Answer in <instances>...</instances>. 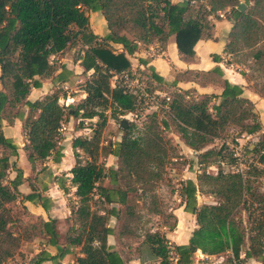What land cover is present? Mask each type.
Listing matches in <instances>:
<instances>
[{"label":"trees","instance_id":"16d2710c","mask_svg":"<svg viewBox=\"0 0 264 264\" xmlns=\"http://www.w3.org/2000/svg\"><path fill=\"white\" fill-rule=\"evenodd\" d=\"M238 4L239 0H0V264L13 256L21 242L34 238L43 241L45 249L30 264L57 262L71 249H78V256L70 264L133 261L107 243L110 236L117 245L121 239H140L151 264H193L198 252L204 260L224 257L221 262L202 264H246L249 260L264 264V189L260 190L257 180L264 175V133H260L253 105L242 97L241 87L229 84L218 67L191 72L192 78L186 79L199 87H217L218 94L175 89L168 101L161 100L166 119L196 158L195 181H182L177 193L182 212L194 218L195 228L186 243L173 244L158 230H144L141 237L135 231L137 202L145 199L147 212L165 220L162 227L172 231L175 226L174 215L161 208L154 193L165 161L172 154L162 137L167 121L157 120L151 113L139 135H132L129 124L119 141L99 143L107 111L112 120L135 111L136 97L123 84L124 76L132 77L128 58L153 43L164 47L172 37L179 60L191 62L195 44L213 39L212 20H221L218 14L231 22L221 51L226 65L239 51L249 50L250 67L261 79L253 92L264 96V0H245L242 11L236 9ZM89 13L102 16L107 31L104 36L89 29ZM73 46L81 53L77 57L81 74L90 72L83 83L84 97L67 107L58 104L56 95L29 100L30 91L40 89L42 79L51 84L65 82L71 72L57 57ZM211 60L216 63L220 59L211 55ZM139 65L144 67L145 61ZM144 71L149 81L162 82L152 68ZM179 81L173 79L170 85L174 87ZM67 117L78 120V126L95 119V129L90 138L78 136L70 143L74 163L68 182L76 202L69 207L70 225L61 239L54 219L37 217L33 225L25 227L11 216L7 206L17 199L31 204L41 200L39 207L44 211L47 203L34 191L26 195L18 192L22 172L9 159L16 157L19 147L3 135L1 122L6 126L20 122V149L32 169L47 159L53 164L60 162V130ZM122 121L125 119L119 123ZM228 128L236 129L233 141L241 134L256 135L251 152L259 167L221 170L223 161L236 167L229 147L223 143L218 148L212 146ZM107 156L116 159L115 169L98 161ZM212 165H216L214 174L206 172ZM9 171L14 172L12 178ZM104 179L110 187L100 185ZM57 185L65 191L60 182ZM197 194L208 195L212 202L197 206ZM109 217L116 221V231L108 226ZM135 259L144 264L140 256Z\"/></svg>","mask_w":264,"mask_h":264},{"label":"rangeland","instance_id":"374dc122","mask_svg":"<svg viewBox=\"0 0 264 264\" xmlns=\"http://www.w3.org/2000/svg\"><path fill=\"white\" fill-rule=\"evenodd\" d=\"M248 53L249 50L247 49L239 51L235 57H231L228 60L230 65H223V67L230 70L239 69L240 71H245V76L251 83L249 88L253 91L257 85L261 84V79L250 67L252 63L247 55ZM80 54L79 47L73 46L66 49L57 58L61 59L66 57L75 64V61H77V57H79ZM129 60L132 77L130 79L126 78L123 84L136 97L135 111L117 117L115 120L109 118V112L107 111L106 123L99 131V143L101 146L108 143L113 144L119 141L124 131V129L120 127V119H125L126 129L129 127V124H132L133 128L131 132L133 136L140 134L146 117L151 113L156 114L157 120L165 119L167 121L168 128L162 130V137L171 147L172 154L169 159L165 161L161 178L156 183L154 193L158 198L161 208L165 210L166 213L174 215L175 226L172 231H167V229L162 227L165 220L147 212L145 208L147 199H145L144 202L141 200L137 202L139 221L135 225V231L138 237H141L144 230H158L164 234L169 242L173 244H180V242H182L186 237L189 238L192 230L195 228V225L193 216L182 212V207L179 205L177 193L182 181L187 179L195 181V176L197 175V166L195 163L196 158L195 153L183 144L174 124L166 119L164 115L166 108L165 105L161 104L162 99H164L165 102L168 101V95L175 89L180 88L179 86L172 87L170 85L172 80L169 82L162 81L160 83L149 81L147 78L148 72L144 71L145 67L139 66V61L141 59L134 54L132 57H129ZM171 74L173 75V79L176 80H186L188 78H192L193 76L191 72H177L173 69L171 70ZM82 76L84 77V80H79L80 75L78 74L72 76L70 74L66 77L65 82L55 84H51L48 79H42V87L40 89L42 91H30V93H32L31 97L33 98L34 94L38 97L43 95H56L58 97V104L61 106L67 107L69 105H76L78 103V99L83 95L82 88L85 79L88 80L90 78V75L88 76V74H82ZM114 81L115 78L110 80L111 87L113 86ZM209 86H211L213 91H217V87L212 85ZM142 90L147 94V99L141 96L140 93ZM189 90L193 93V89ZM190 95L192 96L193 94ZM81 123L82 124L78 126V120L68 117L63 121L60 130L61 140L59 142L62 148L63 157L58 164L54 165L50 163L49 159H47L41 163H36L32 169L30 168L28 174L29 176L27 178L29 191H34V193L39 195L40 199H44L46 201L47 210L44 211L41 207H39L41 200L36 201L35 204L30 203L27 207L21 204L24 202L23 200L17 199L15 202L7 206L14 221L20 222V225L25 227L33 225L36 222L37 217H40L42 220L54 219L56 221V230L61 239L68 229L70 225L69 207L74 206L76 202V199L73 196L74 188H72L68 182L70 177L68 171L74 163L70 143L72 139L78 136L90 138L92 136V131L95 129V119L90 121L84 120ZM235 133L236 129L228 128L222 139L214 140L212 143V146L215 148H218L223 143L225 147L235 149L237 155H240V165L232 167L228 164V161H223L219 164L221 170L229 172L235 169L259 167V165L255 162L256 155L251 152L252 144L255 142L256 136L241 134L233 141L231 139L236 137ZM20 135L22 137V133H20ZM14 137L16 140H20L16 131ZM78 153L81 159H84L82 153L80 151H78ZM10 160L12 161L11 163H14L13 157H11ZM98 161H101L105 167L112 169L116 168V159L112 156L104 158L99 157ZM215 171L216 165L206 168V172L208 173L214 174ZM244 171L245 170H243V172ZM9 174L12 176L14 175V172L9 171ZM257 180L260 183V190L264 189V175ZM57 182H60L64 186L65 191H62L57 187ZM100 185L110 187L107 179H104ZM195 201L196 205L199 206L203 203H211L212 198L208 195L197 194ZM34 210L43 211L42 216H36V212H34ZM170 222L171 221L168 220L167 223ZM108 226L116 231L117 223L112 217H109ZM61 239L59 240V243H61ZM139 242L140 239H121L120 245H117L114 244L112 236L107 238V243L109 245H114L112 247L114 250H117L122 257L128 255L131 260H135L137 256H140L144 264H151V261H149L146 255L145 248H143ZM43 243L44 242L39 238L21 242L15 250L13 256L10 259H7L3 264H30L32 259H34V256L40 250L45 249L43 247ZM76 256H78V249H71L70 254L66 255L63 259L57 262H47L43 264H70ZM223 260V256L209 257L207 260H204V257L195 253L193 264H202L203 261L208 263L221 262ZM246 264H254V262L253 260H249Z\"/></svg>","mask_w":264,"mask_h":264},{"label":"crops","instance_id":"0c3cea01","mask_svg":"<svg viewBox=\"0 0 264 264\" xmlns=\"http://www.w3.org/2000/svg\"><path fill=\"white\" fill-rule=\"evenodd\" d=\"M181 1L182 0H170V2L172 3H178ZM244 1L245 0H239V3L244 5ZM244 9H245V5H244ZM218 15L221 18V20L219 21L212 20L213 39L212 40H200L195 44L194 58H193V61L191 62L186 63V62H182L181 60H179V57L176 53V50L173 44L172 37H169L164 47H160L158 44L153 43V44L146 46L145 48L139 49L135 53V56L145 61V65H144L145 68L146 67L152 68L154 73L162 81H168V82L173 80V75L171 74L172 69L177 72L190 71V72L196 73V72H207L214 67H218L222 72V77L229 84H233V85H237L241 87L242 89L241 95L243 98L247 99L249 102L252 103L253 110L255 114L257 115V121L259 123L260 133H264V96L257 95L255 92L251 90V88H249V85H251V83L247 80L245 73H244L245 71H240L239 69L230 70V69H225L223 67V65H226L227 58L221 54V51L225 44L227 34L230 30L231 22L223 19L221 14H218ZM87 16H88L89 29L91 30V32L99 37L104 36L107 33V31L105 28V22L102 16L100 15V13H89L87 14ZM113 47L115 48L117 52L120 51L119 46L115 45ZM211 55H218L220 59L219 62H216V63L213 62L211 60ZM58 61L59 63L63 64L64 67L68 71L71 72V76L78 74L80 75L79 80H82L84 78L81 74L82 69L78 65V60L75 61V64L66 57L58 59ZM241 72L244 73L243 76L240 75ZM86 74H88L89 76L90 73L87 72ZM176 86H179V88L182 90L193 89L195 93L197 94H218L219 93L218 88H217V91H213V89L209 85L205 87H199L195 83L190 82L188 80H180L179 82H177ZM40 89H38L39 92L42 91ZM31 91L35 92L37 90H31ZM31 96H32V93H29L28 99L31 101L39 98L38 96H35V94L33 95L34 96L33 98ZM83 97L84 95H82V97L80 98H83ZM1 131L6 138L12 139L19 147L17 149L16 157H13V162L15 163L16 168L21 170L22 179H23L22 183L17 187V190L21 195L29 194L31 192L29 191L27 178L29 176L28 174L30 171V166L25 160V155L23 151L20 149L22 145V141H23L20 135L21 133L20 122L14 121L11 126H6L4 122H1ZM15 131L19 135L20 142L16 140V138L14 137ZM9 162H11L10 159H9ZM50 163L52 162L50 161ZM12 177L13 175L12 176L9 175V178H12ZM21 204L23 206H27L30 203L24 201ZM34 212H36L35 213L36 216H42L43 211L34 210ZM187 239L188 237H186L182 242H180V244L186 243ZM197 254L199 256H202L199 252ZM44 263H47V262H44ZM255 263L257 262H254V264ZM129 264H141V263L139 259H135L131 261Z\"/></svg>","mask_w":264,"mask_h":264},{"label":"built area","instance_id":"2783aa9c","mask_svg":"<svg viewBox=\"0 0 264 264\" xmlns=\"http://www.w3.org/2000/svg\"><path fill=\"white\" fill-rule=\"evenodd\" d=\"M115 78V77H113ZM126 79V77L124 76V80ZM141 96L145 99L148 98L147 94L142 90V92L140 93ZM229 150L231 151L232 153V157L236 160V166L240 165V162H241V159H240V155L238 156L237 153H236V150L233 149V148H229ZM236 171H242V169H235Z\"/></svg>","mask_w":264,"mask_h":264},{"label":"water","instance_id":"95a60500","mask_svg":"<svg viewBox=\"0 0 264 264\" xmlns=\"http://www.w3.org/2000/svg\"><path fill=\"white\" fill-rule=\"evenodd\" d=\"M236 9L239 10V11H242V10L244 9V5L241 4V3H239V4L237 5ZM120 127H121L122 129H125V128H126V124H125L124 121H122V122L120 123Z\"/></svg>","mask_w":264,"mask_h":264}]
</instances>
